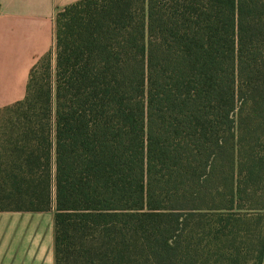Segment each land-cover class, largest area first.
<instances>
[{
	"label": "trees",
	"instance_id": "trees-1",
	"mask_svg": "<svg viewBox=\"0 0 264 264\" xmlns=\"http://www.w3.org/2000/svg\"><path fill=\"white\" fill-rule=\"evenodd\" d=\"M41 59L0 211L54 209L55 264H262L264 0H81Z\"/></svg>",
	"mask_w": 264,
	"mask_h": 264
},
{
	"label": "crops",
	"instance_id": "crops-1",
	"mask_svg": "<svg viewBox=\"0 0 264 264\" xmlns=\"http://www.w3.org/2000/svg\"><path fill=\"white\" fill-rule=\"evenodd\" d=\"M78 1L0 0V108L25 98L32 68L53 49L57 12ZM0 264H55L54 209L0 211Z\"/></svg>",
	"mask_w": 264,
	"mask_h": 264
},
{
	"label": "rangeland",
	"instance_id": "rangeland-1",
	"mask_svg": "<svg viewBox=\"0 0 264 264\" xmlns=\"http://www.w3.org/2000/svg\"><path fill=\"white\" fill-rule=\"evenodd\" d=\"M51 63L54 65L55 64V59L52 58L51 59ZM47 64V61L46 60H42L40 59L38 62H37V67L35 68V74L37 77H40L42 75V73L44 72V67L46 66Z\"/></svg>",
	"mask_w": 264,
	"mask_h": 264
}]
</instances>
